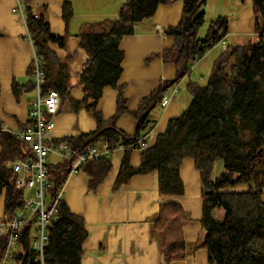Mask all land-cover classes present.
<instances>
[{"label":"trees","instance_id":"obj_1","mask_svg":"<svg viewBox=\"0 0 264 264\" xmlns=\"http://www.w3.org/2000/svg\"><path fill=\"white\" fill-rule=\"evenodd\" d=\"M182 2L179 22L166 30L174 36L175 44L162 55L165 61L176 64L177 77L161 80L141 99L137 111L132 113L136 119L135 134L130 135L116 126L117 119L128 112L123 87L119 84L124 59L120 43L124 36L135 34L140 23L153 18L160 6L171 4L172 0H126L119 9L118 18L82 26L81 46L89 59L79 79L85 92L81 101L71 96L69 76L64 70L58 75L54 73L55 61L49 43L64 47L66 36L56 35L46 14L37 13L30 0H23V18L34 39L35 57L29 70L32 77L29 84L19 86L15 83L13 89L15 95L37 89L43 94L56 90L62 102H69L75 110L85 105L92 111L97 128L65 141L79 150L104 141L113 149L123 146L125 151L114 190L134 175L157 172L162 197L184 195L181 167L185 159H194L202 183L201 223L205 233L201 245L207 248L209 264H264V0L252 1L257 37L244 44L227 46L216 59L206 84H189L190 105L170 120L166 131L142 152L141 165H131L132 149L140 146L143 132L149 129L152 110L168 90L189 73L190 62L201 59L228 31V18L219 16L208 23L205 36H201L199 32L207 23V0ZM63 8L68 22L73 14L70 2L65 1ZM37 67L43 72L40 83L36 79ZM105 86H113L120 92L118 109L108 120L97 110ZM32 123L33 119L22 128ZM27 152L26 142L16 132L6 129L0 120V196L5 198L6 215H12L24 201V192L16 188V174L8 162L24 158ZM218 161H223L224 169L215 177ZM111 166L108 158L80 166V170L89 175L91 191H96ZM48 170L49 192L54 197L71 173V161L49 163ZM239 185L248 188L235 191ZM188 220L179 203L162 204L153 229L164 256L163 264H171L187 253L183 227ZM48 234V242L41 253L33 246L31 226H25L11 259L16 264H81L83 243L89 233L85 219L73 213L63 198L58 202ZM7 244L8 236L0 235V263Z\"/></svg>","mask_w":264,"mask_h":264},{"label":"crops","instance_id":"obj_2","mask_svg":"<svg viewBox=\"0 0 264 264\" xmlns=\"http://www.w3.org/2000/svg\"><path fill=\"white\" fill-rule=\"evenodd\" d=\"M65 1L70 2L73 11L68 22L64 17ZM125 1L30 0L37 13L46 14L51 30L56 35L67 38L64 47L55 42H50L49 46L54 55V73L58 75L61 69L64 70L69 76L70 94L78 101L85 96L79 79L89 59L86 50L81 46V28L87 23L118 18L119 9ZM252 1L207 0V27L208 23L219 16H226L229 21L225 36L226 46L222 45L223 50L229 45L244 44L257 37L256 14ZM19 2L23 5V0H0V120L6 129L16 133L32 120L31 111L37 99L36 90L15 95L13 89L15 83L19 86L29 84L32 79L29 70L35 57V47L30 40L23 15L15 10ZM182 8V0H172L171 4L160 6L153 18L138 25L135 34L126 35L121 40L120 48L124 52V59L119 84L123 87L128 112L117 119L116 126L130 135L136 132V119L132 113L137 111L141 99L149 95L161 80L177 77L176 64L165 61L162 55L175 44L174 36L167 34L166 30L179 22ZM206 31L207 29L199 33L205 36ZM216 49L213 47L201 59L191 61L189 73L165 94L164 97H168L169 103L162 106L163 97L152 110L149 129L141 137L146 139L148 147L155 143L159 134L166 131L170 120L190 105L192 97L188 86L191 82L204 84L221 53ZM194 62L197 63L195 66ZM119 93L113 86L103 88L97 110L105 120L115 115ZM54 120L51 143L97 128L92 111L85 105L75 110L69 102L61 103ZM145 149L140 146L132 149L133 167L141 165L142 152ZM124 151V147H119L108 156L111 169L96 191L89 189V175L85 170L70 173L64 184L62 198L73 213L85 219L89 233L83 243L84 255L81 264H163L164 256L153 225L162 204L168 202L179 203L189 218L183 227L187 253L171 264H209L207 248L201 245L205 233L201 223L202 183L194 159H185L181 167L185 194L162 197L157 172L134 175L126 184L114 190ZM223 169V161H218L214 176L220 175ZM247 188L245 186L244 190ZM4 215L5 198L2 195L0 218ZM189 242L192 245L189 246Z\"/></svg>","mask_w":264,"mask_h":264},{"label":"built area","instance_id":"obj_3","mask_svg":"<svg viewBox=\"0 0 264 264\" xmlns=\"http://www.w3.org/2000/svg\"><path fill=\"white\" fill-rule=\"evenodd\" d=\"M18 8L24 17L21 2H19ZM18 8H15V10ZM29 37L34 44V39L30 35ZM220 43L225 47V38ZM36 72V79L40 83L42 82L43 72L39 67H37ZM36 92L37 99L34 101V108L31 111L33 123L17 132L28 146L27 155L24 158L8 162V166L16 174V188L24 192V201L23 205L12 215L5 214L0 219V235L8 236L7 250L0 264H8L12 258V252L17 250L18 241L25 226H31L34 235L33 246L41 253L48 242V226L58 211V202L62 198L64 187L54 197L50 195L48 155L57 154L60 156L61 161L70 159L71 173H73L79 171L80 166L84 163L108 158L115 150L110 147L108 141L82 150L74 148L65 140L54 144L50 143V135L55 127L54 118L59 113L62 103L61 95L56 90L46 94H43L40 89H37ZM168 103V97H164L162 106H166ZM139 145L141 148H148L145 138L139 141ZM26 191H32L33 196L27 197L25 195Z\"/></svg>","mask_w":264,"mask_h":264},{"label":"rangeland","instance_id":"obj_4","mask_svg":"<svg viewBox=\"0 0 264 264\" xmlns=\"http://www.w3.org/2000/svg\"><path fill=\"white\" fill-rule=\"evenodd\" d=\"M18 8V4L15 6V8ZM17 12H19L20 14H22V12H21V10L18 8L17 10H16ZM205 29H207V23H206V25H204L203 27H202V29H201V33L205 30ZM205 34H206V32H205ZM204 34V35H205ZM215 48H217L216 50L217 51H223V49H222V44L221 43H217L215 46H214V49ZM216 51V52H217ZM212 56V55H211ZM197 63L196 62H194L193 63V66H195ZM209 77V76H208ZM208 77H207V79L204 81V84H206L207 82H208ZM61 160V158H60V156L59 155H57V154H51V155H48L47 156V161H48V163H54V162H59ZM243 186V187H242ZM246 185H239V186H237L236 188H234V190L235 191H243L244 190V187H245ZM25 195L27 196V197H32L33 196V192L32 191H26L25 192ZM49 201V200H48ZM190 245H192L190 242H189V246ZM191 248V247H190ZM8 264H16V261L14 260V259H11V260H9V262H8Z\"/></svg>","mask_w":264,"mask_h":264}]
</instances>
